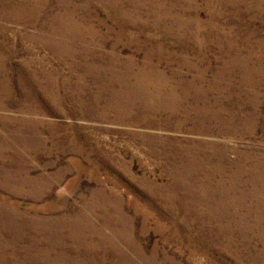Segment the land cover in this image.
<instances>
[{
	"label": "rangeland",
	"instance_id": "obj_1",
	"mask_svg": "<svg viewBox=\"0 0 264 264\" xmlns=\"http://www.w3.org/2000/svg\"><path fill=\"white\" fill-rule=\"evenodd\" d=\"M0 264H264V0H0Z\"/></svg>",
	"mask_w": 264,
	"mask_h": 264
}]
</instances>
